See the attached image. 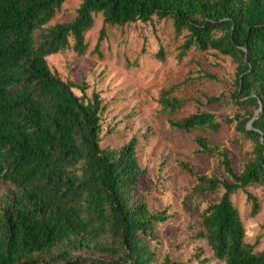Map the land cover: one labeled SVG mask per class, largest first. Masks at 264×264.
Returning a JSON list of instances; mask_svg holds the SVG:
<instances>
[{
  "label": "trees",
  "instance_id": "1",
  "mask_svg": "<svg viewBox=\"0 0 264 264\" xmlns=\"http://www.w3.org/2000/svg\"><path fill=\"white\" fill-rule=\"evenodd\" d=\"M65 1L0 0V183L9 186L0 197V264L158 263L151 243L158 225L174 215L133 203L145 174L138 139L119 149L101 148L99 96L87 97L85 85L62 81L47 61L66 50L82 55L97 14L109 26L169 19L178 34L187 33L183 51H215L236 64L231 101L260 112L226 122H236V131L254 142L252 160L236 173L226 152L197 138L199 152L218 156L229 180L181 168L204 191H224L200 215L195 237L204 245L195 249L198 263L264 264V250L253 252L244 242L231 201L238 191L264 186V0H82L72 20L50 25ZM163 103L171 112L181 105L175 99ZM170 125L183 132H217L221 126L207 113ZM246 199L250 215H257V198L247 193ZM159 264L182 263L165 257Z\"/></svg>",
  "mask_w": 264,
  "mask_h": 264
},
{
  "label": "rangeland",
  "instance_id": "2",
  "mask_svg": "<svg viewBox=\"0 0 264 264\" xmlns=\"http://www.w3.org/2000/svg\"><path fill=\"white\" fill-rule=\"evenodd\" d=\"M82 0H66L49 23L72 20ZM104 38L100 40L101 31ZM186 32H176L169 19L153 18L150 23L136 22L125 26L103 24L100 14L94 16L91 30L85 34L86 51L78 55L71 50L47 58L50 70L64 82L85 85L87 97L97 94L100 107V146L119 149L132 137L138 139L137 155L145 174L134 192L133 203L143 201L152 212L167 210L174 218L157 227L158 263L169 257L182 264H199L195 249L204 244L196 240L200 215L210 203L223 194L218 188L204 191L193 173L229 180L220 158L199 152L197 138H205L219 151L228 154L231 166L240 173L252 160L254 142L239 134L227 119L260 110L237 107L230 98L235 89L236 64L215 51H183ZM160 52L161 55L160 56ZM77 96L81 92L73 89ZM217 98V102L208 101ZM164 99L181 102L171 112ZM207 113L221 124L217 132L195 129L183 132L171 127L170 121ZM9 188L0 183V197ZM255 196L259 212L250 215L246 194ZM242 222L246 244L253 252L264 250V186H251L231 196ZM86 258L92 252H77ZM208 264H223L211 260Z\"/></svg>",
  "mask_w": 264,
  "mask_h": 264
},
{
  "label": "water",
  "instance_id": "3",
  "mask_svg": "<svg viewBox=\"0 0 264 264\" xmlns=\"http://www.w3.org/2000/svg\"><path fill=\"white\" fill-rule=\"evenodd\" d=\"M249 126H251V125H249Z\"/></svg>",
  "mask_w": 264,
  "mask_h": 264
}]
</instances>
